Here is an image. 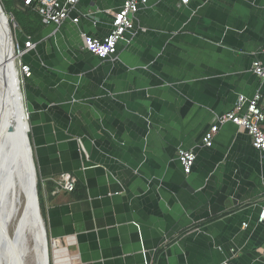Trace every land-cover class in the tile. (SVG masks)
I'll use <instances>...</instances> for the list:
<instances>
[{"label": "crops", "instance_id": "1", "mask_svg": "<svg viewBox=\"0 0 264 264\" xmlns=\"http://www.w3.org/2000/svg\"><path fill=\"white\" fill-rule=\"evenodd\" d=\"M122 5L80 0L23 59L48 238L71 264H264V153L219 122L240 95L264 100V0H150L115 58L84 50ZM181 150L197 155L188 176ZM63 174L74 192H55Z\"/></svg>", "mask_w": 264, "mask_h": 264}, {"label": "built area", "instance_id": "2", "mask_svg": "<svg viewBox=\"0 0 264 264\" xmlns=\"http://www.w3.org/2000/svg\"><path fill=\"white\" fill-rule=\"evenodd\" d=\"M184 5L189 0H181ZM80 0H24L26 6L36 4V12L42 18L44 26H61L70 18L71 12L79 4ZM150 0H123V5L119 11L112 13L114 19L112 31L104 39H96L84 36V50L91 53L101 60L115 58L117 55V46L120 42L129 44L135 35V25L133 18L135 15L149 4ZM79 18L72 20L78 24ZM36 44L30 38H26L23 47L18 46L15 49V55L19 60V73L22 85L26 78L31 77L32 72L29 65L23 62L24 57L29 51L35 49ZM252 73L261 80L264 85V65L260 62L253 64ZM263 96L258 92L255 96L249 98L240 95L232 111L220 118V125L232 123L248 132L252 138L253 147L260 153H264V105L262 104ZM219 131V126H214L207 132L203 138V146L211 148L214 137ZM185 175H190L193 166L197 160V155L193 151L181 150L178 155ZM77 181L70 174L60 176L56 193H72L76 189ZM258 225L264 226V204L260 208L257 220ZM247 227V224H244Z\"/></svg>", "mask_w": 264, "mask_h": 264}, {"label": "water", "instance_id": "3", "mask_svg": "<svg viewBox=\"0 0 264 264\" xmlns=\"http://www.w3.org/2000/svg\"><path fill=\"white\" fill-rule=\"evenodd\" d=\"M10 16L4 11L0 2V69L6 71V63L11 59L8 55L9 42L13 39ZM15 25H17L15 23ZM18 46L23 47V43L18 42ZM5 90L8 91L7 81H5ZM20 89V88H19ZM18 89V90H19ZM22 89V88H21ZM22 105H15L12 119L5 127L4 111H1L0 117V197L1 193L11 182H17L23 187L28 197L26 210L18 220L16 231L23 229H32L41 231V244L43 246V254L45 264H48V255L46 243L48 235L45 227L44 218L42 216L40 199L38 192V175L34 162L33 149L30 142V127L28 113L24 101V93L22 90ZM1 110L5 107V95L3 94ZM24 114L27 117H24ZM1 129H3L1 131ZM2 205L0 204V264L6 263V257L13 263L14 253L12 248L6 246L2 231ZM45 242V243H44ZM63 250L67 251L66 248Z\"/></svg>", "mask_w": 264, "mask_h": 264}, {"label": "bare ground", "instance_id": "4", "mask_svg": "<svg viewBox=\"0 0 264 264\" xmlns=\"http://www.w3.org/2000/svg\"><path fill=\"white\" fill-rule=\"evenodd\" d=\"M15 49V42L12 40L8 46V55L11 59L6 63V71L0 69V108L3 103L2 99H4L3 94L5 95L4 101L6 102L5 107L2 110L0 109V117L1 111H4V127L12 119L13 112L16 110L15 105L21 107L23 103ZM5 81L9 84L7 87L9 94L8 91L4 92ZM24 117L26 118V114H24ZM0 204L2 205L1 210L3 212V237L6 240V246H10L14 253L13 263L6 257V263L2 262L1 264H45L44 248L41 244V231L38 230L37 232V230L34 231L32 229H23L20 232L16 231L18 220L25 212L26 205L28 204V197L23 187L17 182H11L1 193ZM11 229H13L12 235L10 234ZM63 249L54 248L52 256L53 264H70L68 252ZM45 250H47L48 264H50L48 241Z\"/></svg>", "mask_w": 264, "mask_h": 264}, {"label": "trees", "instance_id": "5", "mask_svg": "<svg viewBox=\"0 0 264 264\" xmlns=\"http://www.w3.org/2000/svg\"><path fill=\"white\" fill-rule=\"evenodd\" d=\"M12 1L17 8L16 13H12L8 8V2ZM1 5L3 6L4 11L14 18L15 23L20 28V32L24 35V43L26 38L34 39L44 30L45 26L42 22V18L36 12V4L26 6L24 0H0ZM23 43V45H24ZM264 101V100H263ZM262 101V102H263ZM41 183H38V192L40 199V207L42 216H44V206L41 198ZM57 245V244H56ZM58 249L61 248L57 245Z\"/></svg>", "mask_w": 264, "mask_h": 264}, {"label": "rangeland", "instance_id": "6", "mask_svg": "<svg viewBox=\"0 0 264 264\" xmlns=\"http://www.w3.org/2000/svg\"><path fill=\"white\" fill-rule=\"evenodd\" d=\"M8 8L10 9V11L12 13H16L17 11V8L15 7L14 3L12 1H9L8 2ZM10 19L13 20V22L11 23V28H12V32H13V39H14V42H15V48L17 49L18 47V42H19V36L21 34L20 32V28L18 27V25H15V21H14V18L10 15ZM16 65H17V71H18V76H19V80H20V86L23 90V85H22V80H21V77H20V73H19V60L17 59V62H16ZM38 183H39V178H38ZM43 191L41 190V198H42V202H43ZM12 232H13V229L10 230V234L12 235ZM54 242L51 241L49 238H48V244H49V255H50V264H53V260H52V256H53V250L55 248ZM57 244V243H56ZM58 245V244H57ZM61 247V246H60ZM58 248V247H57ZM64 247H61L59 249H63ZM30 264V263H29ZM71 264V262H70Z\"/></svg>", "mask_w": 264, "mask_h": 264}]
</instances>
